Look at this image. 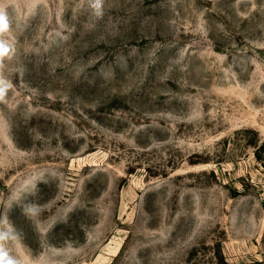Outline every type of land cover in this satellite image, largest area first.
Returning <instances> with one entry per match:
<instances>
[{
	"label": "rangeland",
	"instance_id": "1",
	"mask_svg": "<svg viewBox=\"0 0 264 264\" xmlns=\"http://www.w3.org/2000/svg\"><path fill=\"white\" fill-rule=\"evenodd\" d=\"M0 0V247L19 264H264V0Z\"/></svg>",
	"mask_w": 264,
	"mask_h": 264
},
{
	"label": "clouds",
	"instance_id": "2",
	"mask_svg": "<svg viewBox=\"0 0 264 264\" xmlns=\"http://www.w3.org/2000/svg\"><path fill=\"white\" fill-rule=\"evenodd\" d=\"M102 5L103 0H92V8L95 11L96 15L102 14ZM9 29V22L6 15L0 11V33L7 32ZM10 52V46L6 41L0 39V58L8 55ZM11 85L5 81L0 80V99L3 98L4 93L10 88ZM7 236V233H0V239H3ZM0 264H19L18 261L11 259L8 255V252L0 247Z\"/></svg>",
	"mask_w": 264,
	"mask_h": 264
}]
</instances>
